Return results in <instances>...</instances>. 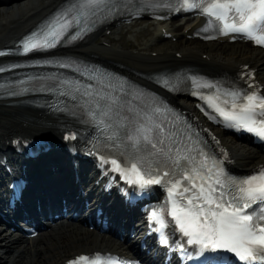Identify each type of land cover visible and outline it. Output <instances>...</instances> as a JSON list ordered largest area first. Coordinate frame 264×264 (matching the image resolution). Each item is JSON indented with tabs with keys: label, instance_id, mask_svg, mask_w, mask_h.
Returning <instances> with one entry per match:
<instances>
[{
	"label": "snow or ice",
	"instance_id": "6c2138e0",
	"mask_svg": "<svg viewBox=\"0 0 264 264\" xmlns=\"http://www.w3.org/2000/svg\"><path fill=\"white\" fill-rule=\"evenodd\" d=\"M131 2L132 0H80L75 3L69 0L68 6L57 12L44 28L33 32L21 42L23 51L28 53L53 48L64 38L75 41L90 31L98 20L107 18ZM182 7L199 9L208 17L205 31L214 21L223 22V29L243 33L257 43H264V39L256 35L264 32V0H183ZM3 71L0 68V72ZM205 86L214 87L211 84ZM224 95L232 97L231 103L227 99L221 101L225 105L230 103V109L225 110L217 105L216 111L226 120L234 121L233 126L246 128L264 137V97L255 93L242 94L239 91L225 92ZM241 96L246 102L237 104L236 101ZM214 99L219 100V96ZM119 100V96H100V100L96 102L100 111L87 112L88 117L105 130L113 128L105 120L113 110L119 121H123H118V129L111 131L107 138L119 148V129H124L123 140L131 149V160L126 162L130 166L122 167L117 160H112L114 170L120 172L129 184H138L144 188L159 184L165 177L174 174L154 170L149 163L150 159L157 164L163 161L174 168H182V178L170 182L168 189L172 207L169 209L165 205L150 213V220L158 225L154 231L161 233L162 243H169L163 231L168 226L164 219L167 215L174 218L179 231L187 237L186 244L196 246L194 255L188 258L199 259L200 264H213L219 252L224 250L234 253L243 264H264V169L258 175L246 179H222L223 172L218 166L219 162L213 160L209 166L210 158L203 150H200L201 159L197 161L190 154L191 146L181 147L174 139V133L166 131L162 123L156 122V116L164 110L154 107L151 117L147 113L143 116L134 113L131 118L128 115L120 116ZM100 101H105L103 106ZM128 112L131 113L132 109H128ZM257 115L261 119L257 120ZM181 161H186L187 166H182ZM226 184L231 191L226 190ZM253 205L257 207L253 208ZM249 209L250 212L247 211ZM179 247L187 253L184 244ZM81 261L87 264H127L100 254L91 259L79 256L69 260L67 264H80Z\"/></svg>",
	"mask_w": 264,
	"mask_h": 264
},
{
	"label": "bare ground",
	"instance_id": "6f19581e",
	"mask_svg": "<svg viewBox=\"0 0 264 264\" xmlns=\"http://www.w3.org/2000/svg\"><path fill=\"white\" fill-rule=\"evenodd\" d=\"M62 0H20L15 3H0V46L15 41L19 35L27 31L33 24L44 15L52 11ZM188 25V24H187ZM175 27L177 34L182 31L177 41H154V36L143 42V47L130 51L125 44L112 42L111 47L96 44L95 38L86 40L77 50L84 53L95 51L100 56H117L130 65L151 69L158 67L165 61H174L173 52L181 51L185 58H203L207 53L215 63L222 62L238 65L245 62L253 63L258 68L260 78L264 81V49L254 48L248 43L208 42L199 44L197 40L191 41L186 38L184 29L186 26ZM174 27V25H171ZM153 44L152 49L148 48ZM129 45V44H127ZM150 52L149 55L146 54ZM159 52L157 56L152 53ZM173 56V57H172ZM32 113L24 108H10L0 104V138L6 133L22 130L34 131L37 125L30 120ZM27 122V127L22 124ZM231 144L240 156L242 166L249 167L264 162V152L258 147L248 145L245 142L231 137ZM82 223V222H81ZM78 222L68 218L57 220L38 238L27 239L14 234H0V264H7L8 259L14 260L15 264H58L66 257L79 251L91 249H118L124 245V240L110 239L95 230H90ZM126 239V238H125ZM18 250H27L26 255H19ZM38 258L39 263L35 262Z\"/></svg>",
	"mask_w": 264,
	"mask_h": 264
},
{
	"label": "rangeland",
	"instance_id": "374dc122",
	"mask_svg": "<svg viewBox=\"0 0 264 264\" xmlns=\"http://www.w3.org/2000/svg\"><path fill=\"white\" fill-rule=\"evenodd\" d=\"M142 27V26H141ZM141 27H137L136 29H134L133 31H129L126 33V28H122L120 29V34L122 36V41L125 43H130L132 44V47H136L137 43H142V41L147 38L149 35L152 34V31L150 28H141ZM131 37V38H130ZM101 38H99L98 40L95 39V42L100 43L101 42ZM175 43V42H173ZM200 44H205V43H200ZM5 260H7V264H13V260L12 259H8L5 258Z\"/></svg>",
	"mask_w": 264,
	"mask_h": 264
}]
</instances>
